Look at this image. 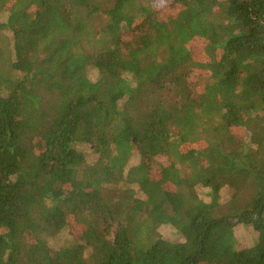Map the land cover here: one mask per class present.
Listing matches in <instances>:
<instances>
[{"label":"trees","instance_id":"1","mask_svg":"<svg viewBox=\"0 0 264 264\" xmlns=\"http://www.w3.org/2000/svg\"><path fill=\"white\" fill-rule=\"evenodd\" d=\"M156 1L0 0V264H264V0Z\"/></svg>","mask_w":264,"mask_h":264},{"label":"rangeland","instance_id":"2","mask_svg":"<svg viewBox=\"0 0 264 264\" xmlns=\"http://www.w3.org/2000/svg\"><path fill=\"white\" fill-rule=\"evenodd\" d=\"M151 6H152V12L157 18H161V17L164 18L165 16H167V14H169V12L173 11V7H171V5L169 4V2L167 0L156 1ZM200 45H201L200 42H196V43H194L193 47L195 50H198L200 48ZM94 77H95L94 74H92L93 79H94ZM202 80H203V77L200 74L198 76H193L192 78H188L189 84L194 89H196V85L192 82L202 81ZM197 86H198V84H197ZM238 132L241 133L242 131L239 130ZM84 149H85L86 153H88V155H90L88 157L91 158V156L93 154H91V152H89V150L87 148H84ZM154 161H155L154 163H159L162 166L168 165V162H167L165 157H159V156L155 157ZM227 196H228V193H227V191H225L222 200L225 201L226 199H228ZM200 197L203 198V200H205V201L208 200L204 191H200ZM160 232L163 235V237H165L169 240L177 239L176 235L174 234V232L170 228H161ZM234 235H235V239L237 241V244H236L237 249L247 247V246L253 244L254 240H255L254 235L251 232L247 231L242 226H238L235 228Z\"/></svg>","mask_w":264,"mask_h":264}]
</instances>
